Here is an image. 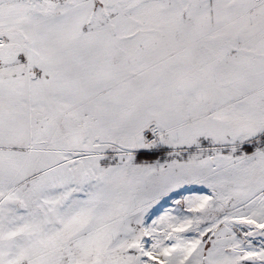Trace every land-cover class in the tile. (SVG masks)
<instances>
[{
  "label": "snow or ice",
  "instance_id": "6c2138e0",
  "mask_svg": "<svg viewBox=\"0 0 264 264\" xmlns=\"http://www.w3.org/2000/svg\"><path fill=\"white\" fill-rule=\"evenodd\" d=\"M0 264H264V0H0Z\"/></svg>",
  "mask_w": 264,
  "mask_h": 264
}]
</instances>
